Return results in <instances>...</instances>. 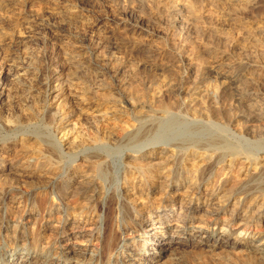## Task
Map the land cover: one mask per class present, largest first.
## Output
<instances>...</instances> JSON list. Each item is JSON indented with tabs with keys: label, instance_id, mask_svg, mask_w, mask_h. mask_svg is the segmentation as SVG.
<instances>
[{
	"label": "bare ground",
	"instance_id": "6f19581e",
	"mask_svg": "<svg viewBox=\"0 0 264 264\" xmlns=\"http://www.w3.org/2000/svg\"><path fill=\"white\" fill-rule=\"evenodd\" d=\"M149 1L157 8L162 5V11L168 16L185 13L190 23L199 19L202 12L201 8L198 9L199 5L207 8V5L217 7L223 3L226 9L230 10L234 7H254L256 4L251 0ZM138 4L141 5L139 2ZM176 19L174 24L184 21L177 22ZM132 22L129 29H121L116 24L108 30L106 24L99 20L90 25V31L97 38L106 40L114 32L143 29L142 21L135 20L133 24ZM245 34L249 37L253 36L252 34L263 36L264 24L246 30ZM27 37L31 41H43V37L38 33L29 32ZM263 53L261 52L262 55ZM255 61L250 57L243 61L245 63L238 61L230 65V62L225 69L218 64L213 73V81L198 85L193 82L186 96L171 105V101L164 103L155 100L158 90H166L172 85L162 76L157 83V91L154 90L156 94L153 93L147 98L140 96L130 104L131 112L127 115L125 102L118 97L117 90L108 88L99 69L95 67L94 75L91 76L92 71L89 77L87 71L91 70L90 67L72 56L69 57L68 66L74 71H63L53 79V85L47 79H42L46 87L43 106L35 105L28 96L25 103L29 107V113L24 114L22 120L25 121L24 124L27 121L36 123L44 118V110L52 104H57L54 122L56 128H53L55 133H58L59 126H69L67 123L79 114L82 121L93 131L94 138L88 143L83 140L71 144L62 142L66 138L57 140L55 133L48 134L49 137L45 138L38 137L39 134L34 136L33 133L31 140H39L42 144L40 150L36 151L27 149L16 138L11 139L12 141L0 139V179L6 177V180H0L2 185L4 184L0 192V264H104L103 258L111 261L107 264H181L177 255L185 248L194 251L206 248L211 252L218 248H229L236 252L241 247L246 251L248 256L245 257L248 260L259 259L260 263L264 264V229L260 234L253 235L252 232L247 235L249 229L264 225V61H260L261 64ZM23 74L13 61L0 63L1 105L5 101L6 82L22 83ZM179 79L187 82L188 78L183 74ZM235 82H238L239 89H236L237 93H234L233 98L238 108L230 112L225 102L226 97L229 98L228 95L232 93L230 86ZM65 90L71 92L69 99H63ZM108 90L107 97L99 93ZM228 90L231 91L229 94ZM136 104L144 105L149 110L147 109L146 113L136 111L133 106ZM108 119L122 123L124 128L119 137L112 138L113 134L106 137L99 131L100 124ZM13 124L3 121L1 129L10 131L15 128ZM16 124L14 125L18 127ZM111 146L120 149L123 160V178L120 183L122 186L114 195L115 201L117 200V216L120 217L117 220L119 240L115 246L108 242L105 252H98L89 248L88 244L93 240L99 242L102 238L101 217L96 213V204L101 200L104 206L107 196L105 193L101 194L93 173L104 165ZM64 151L73 161L68 170L71 171V177L65 182L59 179L60 184H57L56 189L55 185H51L55 192H51L49 215L56 211L67 216V200L71 198L79 201V217L85 215L87 219L83 223H75L74 220L70 232L65 233L46 226L34 244L35 241L29 236L25 225L30 218L37 215L36 209L30 200L31 206L26 207V211L24 208L26 217H19L22 196H18V189L22 185H35V178L49 180L50 176L46 174L57 167L58 160L55 161V158ZM68 171L62 179L70 173ZM154 194L157 196L153 197ZM136 201L141 202L137 204ZM93 214L95 215L91 217ZM173 223L182 231L172 230ZM194 224L214 228L211 233L202 237L199 236L202 231L199 228L189 234L190 238H185L184 232ZM235 224H238L240 230H236L234 235L244 233L242 239L245 243L235 240L233 243L228 242L229 232ZM106 225L107 223L104 229ZM220 225L226 234L219 235L217 230ZM125 234L131 236L128 239L130 241L124 243V248L129 247V250L121 251L119 245L123 242ZM167 235H170L169 241L164 239ZM135 236L146 238L148 244L157 248L135 254L132 251L133 244L137 242ZM194 237H200L196 245L191 244ZM49 238L58 245L57 248L44 246ZM69 238L82 240L84 249L70 248L67 250L68 255H64L60 243L61 240ZM164 260L166 262L161 263Z\"/></svg>",
	"mask_w": 264,
	"mask_h": 264
},
{
	"label": "rangeland",
	"instance_id": "374dc122",
	"mask_svg": "<svg viewBox=\"0 0 264 264\" xmlns=\"http://www.w3.org/2000/svg\"><path fill=\"white\" fill-rule=\"evenodd\" d=\"M142 1L0 0V63L13 61L24 72L22 83L6 82L4 89L5 101L3 105L0 104V139L5 138L12 141L16 138L27 149L36 151V149L40 150L42 144H40L39 140H31L33 135L38 136L39 134L38 137L45 138L46 136L49 137L48 134L55 133L53 128L54 126L56 128L54 122L57 104H52L48 109L44 110L42 113L44 118L37 120L36 123L33 121L32 124V121H29V123L27 121L24 124L25 121L22 120V116L29 113V107L26 106L25 99L29 96L35 102V105L43 106L46 87L41 80L47 79L52 84L53 79L57 78L63 71L70 70L68 73H72L74 69L68 66V58L71 56L76 58L78 62H84V65L87 64L90 67L91 70L87 71V75L92 71L90 74L91 76L94 75L95 67L99 69L98 71L101 72L108 88L117 90L118 97L125 102L127 115L131 112L130 104L134 103L136 99L140 96L141 98L143 96L147 98L157 91V83L162 76L172 85L166 89H169L167 92H164L166 91L165 89H160V93H158L160 90H158L157 94L154 93L157 96L155 100L156 102L164 103L171 101L169 103L171 105L176 100L184 98L193 84L198 85V83H205V81H213V73L218 64L225 69L227 63L228 66L230 62V65H234L236 60L235 63L250 57L252 60H256L255 62L257 63H263L264 35L252 34L253 36L250 35L251 37H249L246 36L245 32L254 28V26L264 24V0H251L252 3H256L255 6L246 7L245 9L234 7L227 10L223 3L221 4V6L224 5V7L222 6L223 9L220 4L217 7L207 5V8L199 5L198 9H202V7L206 9H200L202 11L201 13L199 12L200 17L194 23H190L183 12L174 14L178 18L176 16H168L165 11H162V5L157 8L151 1ZM137 7H140V9L137 10ZM224 10L228 12L226 13ZM172 17L174 19L177 18V22H181L179 20L184 21L174 24L175 20ZM171 19L173 20L172 24ZM99 20L106 24V27L109 28L108 30L114 28L116 24L121 29L123 27L129 29L131 28V22L135 20L142 21L144 26L141 31L138 28H133L130 31L125 29L124 32H114L108 39L103 40L94 36L90 31V25ZM128 23L129 25H127ZM29 32L41 34L43 41L29 40L27 37ZM238 72L242 73L243 71L238 70ZM90 74L89 77H91ZM183 74H186L187 82L180 81L179 77ZM171 87L173 88L171 89ZM236 89H239L238 82L230 86L233 94L230 93L231 91H227L231 96L228 95L229 98L226 97L225 106L228 111L231 110L230 112L238 108H236L237 103L235 98H233L234 93H237ZM108 92L109 90L99 93L101 95L104 94V96L102 95L103 97H107ZM70 97L71 92L65 90L63 99H69ZM133 106H135L136 111L141 113L143 111L146 113L149 110L144 105L136 104ZM3 121L11 124L17 123L16 125L19 128L13 124L14 129H10V131L9 129L3 130L1 129ZM20 121L22 122L20 123ZM112 121L109 119L108 121H103L99 126V131L106 137H111L113 134L112 138L114 136L117 138L119 134L121 135L124 127L121 122ZM69 123H67L69 125L67 127H58L59 131L57 129L56 132L58 131V133H55L57 140L62 141L63 138H66V140L62 141L63 143L75 144L83 140L88 143L94 138L93 131L86 122L82 121L79 114H76ZM242 125L244 126V124ZM21 137L23 138L22 140ZM33 141L36 142L34 143ZM111 149L108 151L105 149L108 154L105 163L98 171L93 173L101 194L105 193L107 196L104 206H102L101 200L96 204V213L101 217L100 232L102 238L99 242L93 240L88 244L89 248L98 252L106 250L108 242L115 246L119 240L117 220L120 217L117 216V200L115 201L114 195L122 186L120 183L123 178V160L120 149L112 146ZM64 152V155L61 154L58 156L59 158H55V161L58 160L57 163L59 165L57 164V167L52 172L46 174V176H50L49 180L44 181V178H35V185H22L18 189V196H22V207L19 217L23 215L26 217V207H30L32 202L36 209L37 215L30 218L25 225V228L29 230V236L32 237L33 242L35 241L34 244H36L39 233L46 226L65 233L70 232L73 222L83 223L87 219L85 215L79 217V201L71 200V198L67 200L69 207L67 216H63L62 213L56 211L49 215V205L52 202L50 198L51 192L54 193L56 187L60 184L59 179L65 182L71 177V171L68 170L73 161L72 158L70 159V157L65 155L66 151ZM65 169L67 170L65 171ZM67 171L70 173L62 179V176ZM4 179L6 180V177H1L0 180ZM51 185H55V189H52ZM3 186L4 184L2 185V182H0V192L3 190ZM157 194H154L153 197H156ZM107 200L110 202L108 203ZM140 202L136 201L137 204H140ZM105 223L107 225L104 229ZM176 226L177 224L173 223L174 228L172 230L182 231ZM178 226L180 225L178 224ZM199 228L202 229L199 233V236L202 237L211 233L214 227L208 228L206 225L194 224L191 229L186 231L187 233L184 232L185 238H190L189 234L197 231V229L199 230ZM219 228L217 230L219 235L227 233L221 229L223 228L222 225ZM238 229V224L233 225L229 232V243L235 241L246 242L242 239L244 233L239 232L237 236L234 235V232ZM263 229L264 225L255 229L251 228L248 230L247 235L252 232L253 235L256 233L260 234ZM200 237H194L191 244L196 245L200 241ZM130 238L129 234L123 236V242L119 245L121 251L122 249L123 251L129 250V247L124 248V243L129 242L130 240L128 239ZM138 239L140 240L138 241ZM164 239L169 241L170 235L165 236ZM81 241H76L74 238L61 240L60 246L63 249V254L68 255L67 250L70 248L84 249L85 244H81ZM135 241L137 242L133 244L132 250L135 254H140L144 251L150 252V249L157 248L148 244L147 239L144 237L135 236ZM44 246L46 248L54 247L53 249H55L58 245H55L52 239L49 238L44 243ZM207 250L205 248L204 250L194 251L191 248H185L183 251H179L177 258L181 261V264H262L259 259L257 261L248 260L245 257L248 255L242 247L236 252L231 251L229 248L225 250L218 248L214 252ZM102 260L104 264L111 262L107 261L108 259L106 258ZM163 262H166V260L161 263Z\"/></svg>",
	"mask_w": 264,
	"mask_h": 264
}]
</instances>
